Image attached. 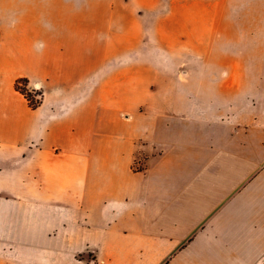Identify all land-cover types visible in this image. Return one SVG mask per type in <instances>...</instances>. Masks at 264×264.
<instances>
[{"label": "crops", "instance_id": "0c3cea01", "mask_svg": "<svg viewBox=\"0 0 264 264\" xmlns=\"http://www.w3.org/2000/svg\"><path fill=\"white\" fill-rule=\"evenodd\" d=\"M209 7L153 86L109 65L115 4L0 0V264H264V70L231 66L264 0Z\"/></svg>", "mask_w": 264, "mask_h": 264}, {"label": "rangeland", "instance_id": "374dc122", "mask_svg": "<svg viewBox=\"0 0 264 264\" xmlns=\"http://www.w3.org/2000/svg\"><path fill=\"white\" fill-rule=\"evenodd\" d=\"M99 1L116 5V10L112 14L109 12V20H113L112 23L107 28H102V31L113 39L109 41L110 52L123 51V58L109 59V65L113 68H123L127 80L136 76L131 69L139 70L140 78L156 86L163 82L165 68H171L174 72L181 67L185 70H194L195 67L201 66L202 60L191 56L197 50L194 38L201 35L205 28L201 23H197V20L211 18L209 6L212 0H93ZM182 23L188 24L181 26ZM245 29L259 30L254 27ZM186 34L190 35L193 41L186 43L184 41ZM164 35H169L171 39L164 42ZM235 49L238 50L237 45ZM245 49L259 54V43L252 40L246 44ZM214 61L217 67L223 68L227 66L228 60ZM232 65L240 69L245 68L250 75L249 83L252 85L259 81L261 68L264 70V60L260 58L231 59ZM23 87L32 90L29 83ZM32 92L37 99H41L39 93L42 90Z\"/></svg>", "mask_w": 264, "mask_h": 264}, {"label": "trees", "instance_id": "16d2710c", "mask_svg": "<svg viewBox=\"0 0 264 264\" xmlns=\"http://www.w3.org/2000/svg\"><path fill=\"white\" fill-rule=\"evenodd\" d=\"M28 83L29 81L27 79L20 78L16 82V89L25 97L29 106L32 109H37L42 104L43 93H39L41 95V99H37L32 91H29L26 87H23L26 86Z\"/></svg>", "mask_w": 264, "mask_h": 264}, {"label": "built area", "instance_id": "2783aa9c", "mask_svg": "<svg viewBox=\"0 0 264 264\" xmlns=\"http://www.w3.org/2000/svg\"><path fill=\"white\" fill-rule=\"evenodd\" d=\"M37 90H39V89H34V90L32 89L31 91H34L35 93H37Z\"/></svg>", "mask_w": 264, "mask_h": 264}]
</instances>
